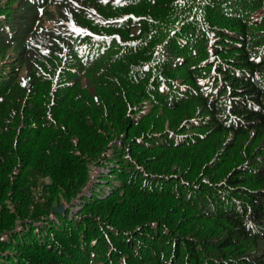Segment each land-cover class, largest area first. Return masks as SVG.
Wrapping results in <instances>:
<instances>
[{"label": "trees", "instance_id": "obj_1", "mask_svg": "<svg viewBox=\"0 0 264 264\" xmlns=\"http://www.w3.org/2000/svg\"><path fill=\"white\" fill-rule=\"evenodd\" d=\"M14 3L0 264H264V0Z\"/></svg>", "mask_w": 264, "mask_h": 264}, {"label": "rangeland", "instance_id": "obj_2", "mask_svg": "<svg viewBox=\"0 0 264 264\" xmlns=\"http://www.w3.org/2000/svg\"><path fill=\"white\" fill-rule=\"evenodd\" d=\"M13 3H14V0H0V11L2 10L3 13L9 14L10 17L13 18V16H11L12 15L11 11H12V9H16L14 7H11ZM14 5H15V3H14ZM50 8L53 9L52 6ZM6 10L7 11L10 10V11L9 12H6ZM49 22L45 21L46 24H49ZM3 59L4 58L1 57L0 58V62H5V60H3ZM7 68H8V66L3 67V69H6V71H7ZM24 73H25V71H24V69H22V73L20 74L19 78H21L24 75ZM9 120H12V122L15 121L14 117H11L9 119H6V121H4V123H3V125L5 123H7V121H9ZM46 149H47V147H46ZM49 156H50V154L48 155V154H46L44 152H41L39 155L37 154L36 156H34L32 160L36 159V161L37 160L46 161L49 158ZM28 159H30L29 158V155L27 157H25V160H24V157H23L22 159H20V161H24V163L26 164L25 161L28 160ZM177 164H181V163L176 162V163H173L172 166L173 165H176L177 166ZM6 167L7 168H6L5 172H9V176H8V178L6 180L9 181V180H12L13 176L17 173V169L15 168V167H17V164H15V162H14V166L8 167V164H7ZM189 169H190V167L187 166V167L184 168V170L181 169L180 172H181V174L182 173H186V172L189 171ZM99 170H104V168L103 167L102 168H97V170H95L94 172L91 171V173L93 174V176H95L96 173H97V171H99ZM42 179L43 178H41L40 180L42 181ZM90 181L91 182H95L96 180L93 179V180H90ZM106 189H108V187H106L105 190ZM82 193H88V194H90L91 192H90L89 187H85L84 190L82 191ZM8 194L9 193H7V195ZM52 198H53L51 200V204H52V208H53L52 210H54V208H56V207H61L62 206L64 208V210H63V212H61V214H65L64 212H65L66 208H71L74 213H77V211L80 210V206L78 205V202L79 201L77 199H75V198H77V195L70 200L67 197L66 198L65 197H61V196L59 197V193H56L55 192L54 195L52 196ZM69 201H71V202H69ZM4 202L6 203V205L8 206V208L10 209L8 211V213L9 214H13L16 217L18 212H17V207H16L15 203L12 204L9 201H4ZM55 213H59V212H55ZM10 219L13 220L14 217L12 215H10ZM123 219H124V214H121V222L123 221ZM15 222H17V220H15ZM118 222H120V221H118Z\"/></svg>", "mask_w": 264, "mask_h": 264}, {"label": "water", "instance_id": "obj_3", "mask_svg": "<svg viewBox=\"0 0 264 264\" xmlns=\"http://www.w3.org/2000/svg\"><path fill=\"white\" fill-rule=\"evenodd\" d=\"M63 210H64V208L62 206L54 208V211L59 212V213L63 212Z\"/></svg>", "mask_w": 264, "mask_h": 264}]
</instances>
